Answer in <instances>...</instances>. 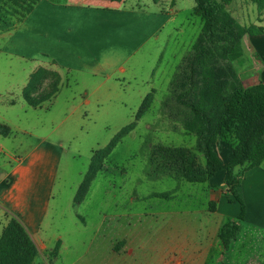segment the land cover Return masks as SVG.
Segmentation results:
<instances>
[{
    "label": "rangeland",
    "instance_id": "obj_1",
    "mask_svg": "<svg viewBox=\"0 0 264 264\" xmlns=\"http://www.w3.org/2000/svg\"><path fill=\"white\" fill-rule=\"evenodd\" d=\"M159 2L158 12H172L173 18L158 32L157 39L144 47L134 70L135 80L125 79L109 87L108 95L97 101L99 94L92 93L90 87L77 85L74 76L67 77L68 86L64 81L56 98L44 101L36 111L29 110L32 115L46 118L50 111H61L71 98L89 100L86 115L65 135L69 143L58 168L53 231L63 235L66 248L56 264H171L172 260L182 264H264V231L252 226L256 221L253 202L252 211L249 209L252 213L248 214L252 221L242 226L243 216L235 241L225 248L217 235L224 224L234 220L231 214L238 210V205H227L226 214L211 212L205 191L207 183L175 179L151 163L150 157L157 147L193 151L196 141L194 135L185 134L182 128V108L170 92V83L199 35L201 19L193 14L194 0ZM139 4L143 8L146 4L153 7L152 0H140ZM228 10L240 24L264 30V10L258 13L249 0H230ZM242 47L241 62L233 64L238 81L244 87L264 82V35L243 38ZM10 62L11 76L5 77L4 84L15 83L23 75L24 62L9 61L3 56L0 73ZM146 93L152 94L148 110L116 144L83 200L75 204L74 196L92 156L134 122ZM6 117L13 119L14 115ZM10 136L27 139L21 133L13 132ZM213 149L222 162L231 153L230 148L221 144ZM197 157L202 163L201 156ZM2 158L0 155V166L5 164L7 168L11 159ZM164 193L173 196L169 200L153 197ZM248 197V190L243 188L239 192L241 202H247ZM260 207L264 211V203Z\"/></svg>",
    "mask_w": 264,
    "mask_h": 264
},
{
    "label": "crops",
    "instance_id": "obj_2",
    "mask_svg": "<svg viewBox=\"0 0 264 264\" xmlns=\"http://www.w3.org/2000/svg\"><path fill=\"white\" fill-rule=\"evenodd\" d=\"M139 3L140 0H40L13 29L0 32V57L25 63L23 75L15 83H2L11 76V62L0 73V126L8 130V134H0V155L12 161L7 168L5 164L0 166V235L10 220L16 219L36 247L34 264H56L66 248L63 235L53 231L54 189L69 143L65 135L86 115L89 100L71 98L61 111H50L44 118L29 113L40 109L43 103L36 107L27 105L22 91L39 69L45 71L38 92L41 96L55 76L59 79L58 88L64 81L68 86L67 77L74 76L77 85L90 87L92 93L99 94L97 101L108 95L109 87L125 79L135 80L134 70L144 47L156 40L158 32L173 18L172 12H158L159 0L153 2V7L146 4L143 8ZM9 114L14 118H7ZM13 132L27 139H12ZM230 157L231 153L226 161ZM224 179L225 173L220 171L207 182L208 203L215 201L217 214H226L227 205L237 204L238 210L231 214V219H235L240 207L226 192ZM216 186L217 190H212ZM243 188L248 190L249 197L243 204L242 226L250 220L253 202L256 221L252 226L264 231V211L260 207L264 203V162L242 176L238 192ZM56 246L58 252L53 256ZM171 264L182 263L172 260Z\"/></svg>",
    "mask_w": 264,
    "mask_h": 264
},
{
    "label": "trees",
    "instance_id": "obj_3",
    "mask_svg": "<svg viewBox=\"0 0 264 264\" xmlns=\"http://www.w3.org/2000/svg\"><path fill=\"white\" fill-rule=\"evenodd\" d=\"M249 1L258 13L264 10V0ZM39 2L0 0V32L13 29ZM229 4L230 0H194L193 14L201 19L200 32L170 83V92L182 108V128L185 134L196 138L193 151L184 147H157L150 157L160 172L188 183L205 184L218 172L225 173L226 192L240 207L239 215L219 231L218 237L225 248L235 241L243 222L244 205L238 192L240 179L244 173L264 162V82L242 86L233 66L243 58V38L263 36L264 30L256 25L240 24L229 12ZM44 73L42 69L33 73L22 91L24 101L31 107L50 100L58 91L59 79L55 76L45 95L38 94ZM151 102L150 93L142 100L134 122L94 153L74 196L75 204L83 200L103 161L136 127ZM0 134H8L7 128L0 126ZM217 144L231 149L228 161L222 162L214 151L213 146ZM197 154L201 156L202 163ZM237 168L240 170L236 171ZM172 196L173 193L153 195L166 200ZM215 205V201L209 203L211 212L215 211ZM57 252L56 246L52 255L56 256ZM36 256L37 250L30 236L12 218L0 235V264H34Z\"/></svg>",
    "mask_w": 264,
    "mask_h": 264
}]
</instances>
